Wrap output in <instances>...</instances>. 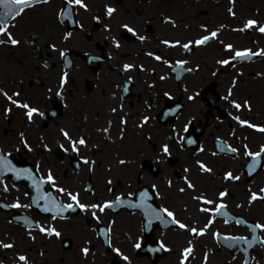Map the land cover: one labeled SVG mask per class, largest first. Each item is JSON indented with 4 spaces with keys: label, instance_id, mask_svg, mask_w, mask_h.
<instances>
[{
    "label": "flooded vegetation",
    "instance_id": "obj_1",
    "mask_svg": "<svg viewBox=\"0 0 264 264\" xmlns=\"http://www.w3.org/2000/svg\"><path fill=\"white\" fill-rule=\"evenodd\" d=\"M84 2L87 10L71 6L70 19L63 15L69 8L66 0H49L8 20L9 33L19 44L0 45V154L20 170L32 164L44 179L51 172L55 184L50 186L64 205L73 202L58 191L61 188L79 194L84 205L113 203L104 212L79 209L60 220L86 217L96 242L102 244L99 227L110 229L113 243V230L119 226L132 242L161 245L165 257L174 250L166 242L172 236L187 238L181 254L189 246L194 250L192 239L210 238L215 247L203 242L198 249L206 253L210 246L233 256L218 238L247 237L253 231L250 226L264 224V200L251 201L252 193L264 196L257 188L264 162L258 173L245 170L252 160L246 151L260 152L264 140L236 119L252 124L254 108L241 75L234 72L245 62L235 63L229 54L247 50L241 48L247 34L264 35L259 31L264 25V0ZM106 7L116 12L108 17ZM249 20L257 22L251 29L246 28ZM213 31L214 39L196 45ZM215 55L230 63H219ZM125 65L133 67L124 71ZM4 93L38 112L29 120L27 110L11 103ZM237 103L239 110L234 107ZM62 130L72 140L84 138L86 146L73 152ZM44 153L54 158L48 166L39 158ZM84 159L90 163L84 164ZM201 164L211 171H202ZM229 172L240 179H225ZM0 180L3 187L17 188L9 177ZM145 192L148 199L143 205L131 207L141 204ZM221 192L228 195L221 199ZM117 197L123 203H117ZM196 197L214 203L204 204ZM220 203L227 207L218 214L215 207ZM163 209L188 229L195 227L205 234L181 229ZM153 210L163 220L156 219ZM256 232L264 239V231ZM257 249L264 255V246L258 244ZM235 256H241L244 264V256Z\"/></svg>",
    "mask_w": 264,
    "mask_h": 264
},
{
    "label": "rangeland",
    "instance_id": "obj_2",
    "mask_svg": "<svg viewBox=\"0 0 264 264\" xmlns=\"http://www.w3.org/2000/svg\"><path fill=\"white\" fill-rule=\"evenodd\" d=\"M243 42L241 48L254 51L253 53L264 51V35L260 33L252 35L247 34L243 38ZM229 55L232 56L234 54ZM215 58L223 61L220 55H215ZM213 64L215 65V62ZM242 64V66L234 68V72L241 75L242 85L245 87L246 94L249 98L248 100L254 108L251 115L253 119L252 123L257 126V128L264 127V77H262L264 76V55H259L256 61ZM256 131L261 133L260 135L264 140V132ZM37 151H39V148H37ZM39 156L44 166H48V163L54 160L53 156L47 153ZM258 180L257 188H260L259 193L262 195L263 192L261 191V187L264 181V173ZM65 186L68 187L67 185ZM247 196L248 194H244L243 199H246ZM0 197L5 198L7 202L12 204L18 202L21 205H27V207L16 208V211L34 217L39 223V226L45 228L50 226L55 227L61 233L59 238L56 236L49 237L42 234L38 229L32 228L29 230L23 225L14 223L11 221L13 213L0 212V241L12 243L14 245L12 249L0 247V262H3V264H22L17 258L19 255H26L28 257V264H112L113 262L117 264V261L119 264H153L148 258L138 256V254L135 253L137 249L135 245L137 243L127 238L125 230L121 229L119 226H116L115 231L113 230L112 237L115 238V240L111 245V249L106 251L99 241H94L92 231L88 229L86 225V217L83 218L81 216L79 218L73 216L67 222L57 219L48 220L43 215H40L38 211L32 209V204L28 198L26 189L22 186L17 188L8 187V190L4 191L3 185L0 184ZM64 200H66V198H64ZM66 201L70 202L69 200ZM260 205L262 208L261 203ZM255 213L256 212H252V215ZM247 235L249 234L247 233ZM32 237H34V239ZM64 240L72 242V246L65 249ZM182 240L183 241L177 239L175 236L166 240L167 245L174 250L167 255V257L161 259L159 264L182 263L183 253L181 254L179 249L186 244L187 238ZM211 241L210 238L192 239L190 243L193 242V255L191 254L192 256H189L190 259L186 264L241 263V256L233 257L228 253H223L219 249L212 250L210 246H207L206 253H203L204 248L203 250L198 249V245H203V242L204 245H211L213 247L214 244H211ZM85 247L89 249L87 256L82 252V249ZM117 249L119 252L116 251ZM41 253H43V255H41ZM253 255V264H264V255H262L258 249ZM124 256H127L128 260H124Z\"/></svg>",
    "mask_w": 264,
    "mask_h": 264
},
{
    "label": "snow or ice",
    "instance_id": "obj_3",
    "mask_svg": "<svg viewBox=\"0 0 264 264\" xmlns=\"http://www.w3.org/2000/svg\"><path fill=\"white\" fill-rule=\"evenodd\" d=\"M49 0H0V9H2V14H0V36H7V39H0V45H4L6 43H11V45L15 46L19 44V41L16 40L15 38H13L11 36V34L9 33V29H8V20L9 19H16L17 17L21 16L27 9L34 7L37 4H46L48 3ZM67 4L69 5V8L66 11H63V15L66 18H71V6L74 5H78L81 8H84L85 10H87V5L84 2V0H66ZM116 12V9L113 7H106V15L108 17H111L114 13ZM257 24L256 21L254 20H249L246 24V28L251 29L253 28L255 25ZM123 27L127 30V32L132 33L133 35H136V33L134 32V29L129 27L128 25H123ZM241 31H243L244 29H240ZM259 31L261 33H264V26L259 27ZM70 35V34H69ZM217 36V32L213 31L210 35H206L204 37H202L201 39L197 40L195 43L196 45H205L207 44L210 40L214 39ZM141 40L144 39V37H139ZM165 44H167L168 42L165 41ZM119 43H116V47H119ZM175 46V45H173ZM184 48H188L189 45L185 44L183 45ZM228 50L232 49V45H228L227 46ZM149 55H152L151 53H149ZM253 55H264V51L262 52H258V53H253L250 50H245V51H236L234 54L233 59H248L250 56ZM61 56H65V53H61ZM156 60H161L160 56H156L155 57ZM185 62L181 61L179 62V66L181 68H183V64ZM219 63H222L224 65H227L230 63L229 60H224V61H220ZM132 65H125L124 66V71H129L132 69ZM190 71V70H189ZM163 79V77H162ZM66 83V76L65 78L62 80L61 86H63V84ZM125 91H127V89H125ZM4 95L6 96V98L13 104H17V101L13 100L11 96H7L6 93H4ZM15 95H19L18 93H16ZM18 107L24 108L26 109V115L29 118V120L32 119L33 115L36 114L38 112L37 109L34 108H30L28 104H17ZM234 107L236 109H240L241 105L240 104H235ZM7 111H10V109H8ZM113 111H115V109H113ZM236 119L240 122V124L242 126H247L249 128H254L260 132H264V127H259L257 128V126L247 122V121H243V120H239V117H236ZM122 123H126L125 121L122 120ZM144 123H147V118H145ZM187 130V129H186ZM105 131H107V129H105ZM62 134L65 137V139H68L71 143V147H72V151L73 152H77L79 151V147L78 146H86V140L84 138H79L78 140H72L69 133L66 131L62 130ZM188 143H192L191 140L188 141ZM27 146V145H26ZM63 147V146H61ZM247 147V146H246ZM164 152L167 153L169 151L168 147L165 146L164 147ZM65 151H67L65 149ZM232 152H236V149H231ZM264 153V147H262L260 152H256L253 153L251 151H246V155L249 157L253 158V162L249 165V174L252 173L253 170H255L258 166H259V158L261 157V154ZM84 164H89L90 162L87 159L83 160ZM94 163V162H92ZM121 163H124V161H121ZM202 171H206V172H210L211 169L207 168L206 166H204L203 164L200 165ZM8 172H12L16 178H27L29 180H32L36 191L38 193L37 197L33 200V203H36L38 205V201L40 200H44L46 203L50 202V206L46 207L44 210L48 211V212H53L54 216L53 219H55L57 216H60L61 218H63V213L66 211H76L77 208H79L81 211H87L89 208H94V209H98L100 212H104L106 209H110L113 207V203L111 202H106L103 205L100 204H93V205H84L80 202L79 200V194H73L71 192H66L65 189L61 188L58 189L59 192L61 193H66L67 196L69 197V199L73 202V203H69L66 205H62L58 202V198L51 196V193H42L41 192V188L42 185L44 183H50V184H55V180L54 177L52 176L51 172L48 173L47 176V180H39L37 181L33 174L30 172V170H20L15 168L11 161H9L4 155L0 154V177L4 176L6 173ZM225 179L228 180H239L240 177L239 176H233L232 173H228L225 177ZM0 183H3L2 180H0ZM109 183H111V181H109ZM189 187H193L191 184H189ZM8 188L5 185L4 186V191H7ZM181 191H183V189H181ZM262 192H264V189L261 190ZM228 193L227 192H221L219 194L220 198L223 199L225 196H227ZM148 199V194L147 192L143 193L141 196V204L138 205H130L131 207H141L143 205V202L145 200ZM196 199L198 200H202V202L204 204H213L214 201L212 200H207V199H203L202 197H196ZM256 200H264V196H259L256 193H252L251 194V201H256ZM117 203H123L122 198L117 197ZM9 207L11 208H20V207H27V205H21L20 203H14L12 205H9ZM227 205L220 203L217 204L215 207V211L216 213H222L224 209H226ZM164 213H166V215L168 217H172V223H176L179 224V227L181 229H188V226L180 223L179 221L175 220L174 214L167 210V209H163L162 210ZM201 211L204 212H209L211 211L208 208H203L201 209ZM93 215L95 216V213H93ZM153 215L155 216L156 219L159 220H163V216L160 213H155L153 210ZM25 222L26 223H30L27 218H25ZM213 221H210L209 225H206L205 227H209L211 225ZM149 223H151V220L149 221ZM237 223H243V221H237ZM36 227H38V230L42 233L45 234L49 237L51 236H56L57 238H59L61 236V233L55 228V227H42L37 225ZM252 227V230L255 231L256 229H260L262 231H264V224H255ZM193 235L196 236H201L204 235L205 232L204 230H198L195 227L188 229ZM110 231V229H109ZM217 237H219V233L215 234ZM34 239V237H32ZM222 239L226 242H230L228 243L229 247H237L238 245H245L246 248H243L241 250L246 251L247 248H251L253 247V245L255 244H260L262 246H264V239H258V238H253V240L249 241L246 237H222ZM0 247L4 248V249H12L14 247V245L12 243H4L3 241H0ZM135 247L137 249H139L141 247V245L139 243H137L135 245ZM117 252H119V250H116ZM82 252L85 256L88 255L89 253V249L87 247L82 249ZM193 252V248L191 246H189L188 248H186L183 252V257L184 259L182 260V264H186V261L188 259V257L192 254ZM41 255H43V253H41ZM18 260L22 262V264H28V257L26 255H19ZM124 260H128L127 256L123 257ZM245 264H248V261H245Z\"/></svg>",
    "mask_w": 264,
    "mask_h": 264
},
{
    "label": "bare ground",
    "instance_id": "obj_4",
    "mask_svg": "<svg viewBox=\"0 0 264 264\" xmlns=\"http://www.w3.org/2000/svg\"><path fill=\"white\" fill-rule=\"evenodd\" d=\"M262 77H264V76H262Z\"/></svg>",
    "mask_w": 264,
    "mask_h": 264
}]
</instances>
